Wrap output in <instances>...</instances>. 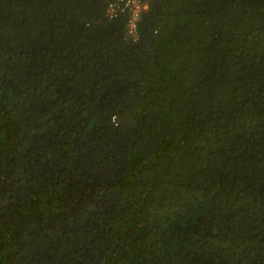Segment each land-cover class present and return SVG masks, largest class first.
Here are the masks:
<instances>
[{"label": "trees", "instance_id": "obj_1", "mask_svg": "<svg viewBox=\"0 0 264 264\" xmlns=\"http://www.w3.org/2000/svg\"><path fill=\"white\" fill-rule=\"evenodd\" d=\"M0 0V264H264V0Z\"/></svg>", "mask_w": 264, "mask_h": 264}, {"label": "built area", "instance_id": "obj_2", "mask_svg": "<svg viewBox=\"0 0 264 264\" xmlns=\"http://www.w3.org/2000/svg\"><path fill=\"white\" fill-rule=\"evenodd\" d=\"M147 9V3H141L139 0H115L109 4L107 14L110 18H115L125 13L127 17V33L129 36L136 38L140 15Z\"/></svg>", "mask_w": 264, "mask_h": 264}]
</instances>
